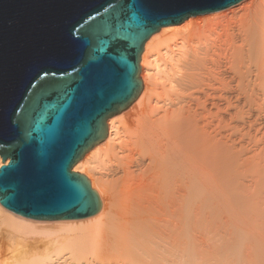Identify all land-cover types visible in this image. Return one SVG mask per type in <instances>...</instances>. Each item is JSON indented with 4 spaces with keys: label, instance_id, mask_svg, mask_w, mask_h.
Segmentation results:
<instances>
[{
    "label": "bare ground",
    "instance_id": "bare-ground-1",
    "mask_svg": "<svg viewBox=\"0 0 264 264\" xmlns=\"http://www.w3.org/2000/svg\"><path fill=\"white\" fill-rule=\"evenodd\" d=\"M140 80L73 165L98 212L48 221L0 204V264H264V0L161 27Z\"/></svg>",
    "mask_w": 264,
    "mask_h": 264
},
{
    "label": "water",
    "instance_id": "water-1",
    "mask_svg": "<svg viewBox=\"0 0 264 264\" xmlns=\"http://www.w3.org/2000/svg\"><path fill=\"white\" fill-rule=\"evenodd\" d=\"M240 1L0 0V204L36 220L98 212L71 168L140 99L145 42Z\"/></svg>",
    "mask_w": 264,
    "mask_h": 264
},
{
    "label": "rangeland",
    "instance_id": "rangeland-1",
    "mask_svg": "<svg viewBox=\"0 0 264 264\" xmlns=\"http://www.w3.org/2000/svg\"><path fill=\"white\" fill-rule=\"evenodd\" d=\"M234 21H235V22H234V23H231V25H233V24L235 25V23H236V25L238 24V23H237L238 21H236V20H234ZM180 24H181V23H180ZM175 25H179V24H175ZM229 25H230V24H229ZM169 26H172V25H169ZM173 26H174V25H173ZM224 26H225V24L223 23V26H222V27H224ZM220 27H221V25H220L218 28H219V29H222V27H221V28H220ZM158 31H159V30H158ZM158 31H157V32H158ZM129 106H130V105H129ZM129 106H128V107H129ZM128 107H127L126 109H124L123 111L127 110ZM121 112H122V111H121ZM118 114H119V113H118ZM118 114H117V115H118ZM112 117H113V116H112ZM7 162H8V160H6V163H7ZM71 171H75V172L80 173L79 171L74 170V169H73V166H72V168H71ZM48 221H50V220H48ZM52 221H55V220H52ZM217 222H219V221L217 220ZM261 222H262V219H260V220L257 219V220H255V223H253V224H254V226H257L256 228H258V226H261V224H260ZM214 223H216V221H215ZM256 223H258V224L256 225ZM84 224H85V223H83V224H74V226H79V225H84ZM216 224H218V223H216ZM213 225H214V224H213ZM213 225H211V226H213ZM229 225H231V224H229ZM211 226H210V227H211ZM216 226H217V225H216ZM218 226H219V224H218ZM220 226H221V225H220ZM227 226H228V225H227ZM227 226H226V227H227ZM213 227H215V226H213ZM226 227H225V228H226ZM228 227L232 228V225H231V226H228ZM259 228H260V227H259ZM259 228H258V229H259ZM210 229H211V228H210ZM214 229H215V228H214ZM214 229L212 228L211 230L213 231ZM217 229H218V228H217ZM217 229H216V231H217ZM223 229H224V227H223ZM223 229H221V230H223ZM218 230H220V227H219ZM223 232H224V230H223ZM97 235H98L99 237H98ZM100 235H102V234H100V233H99V234H96V236H97L96 238H99V239L101 240ZM104 236H105V235H104ZM72 237H73V236H72ZM102 238H103V240L105 241L104 237H102ZM107 238H108V236H107ZM107 238H106V239H107ZM253 247H254V246H252V248H253ZM255 247L257 248V245H255ZM252 248H251V249H252ZM256 248H255V251L258 250V249H256ZM252 251H254V250L252 249ZM252 251H251L250 253L253 254L254 252H252ZM237 252H238V251H237ZM237 254H238V253H236V255H234V253H233V254H232L233 256L230 257V259L228 258L226 261L229 260V263H230V262L232 261V259L234 258V259H235V263L238 264V263H237L238 259H236V258H238V257H237V256H238ZM256 254H257V253H256ZM253 255H254V254H253ZM230 256H231V255H230ZM251 256H252L251 254L248 255V257H251ZM256 256H258V255H255V256H253V257H256ZM253 257L250 258V260H252ZM245 258H246V257H245ZM256 258H258V257H256ZM259 258H260V257H259ZM246 259H247V258H246ZM236 260H237V261H236ZM244 260H245V259H244ZM247 260H249V259H247ZM254 260H255V262H256L257 260H258V262H259V259H257V260L254 259ZM254 260H253V261H254ZM226 261H225V263H226ZM197 262H199V261H197ZM245 262H246V261H245ZM250 262H252V261H250ZM258 262H256V264H258ZM83 263H84V262H82V263H80V264H83ZM247 263H249V262H247ZM95 264H97V263H95ZM192 264H197V263H195V261H194V263H192ZM198 264H200V263H198ZM226 264H228V263H226ZM244 264H245V263H244ZM251 264H252V263H251ZM253 264H254V262H253Z\"/></svg>",
    "mask_w": 264,
    "mask_h": 264
}]
</instances>
